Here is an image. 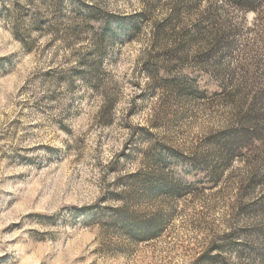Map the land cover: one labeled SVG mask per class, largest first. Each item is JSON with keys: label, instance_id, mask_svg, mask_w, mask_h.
Segmentation results:
<instances>
[{"label": "rangeland", "instance_id": "obj_1", "mask_svg": "<svg viewBox=\"0 0 264 264\" xmlns=\"http://www.w3.org/2000/svg\"><path fill=\"white\" fill-rule=\"evenodd\" d=\"M262 91L264 11L0 0V264H264Z\"/></svg>", "mask_w": 264, "mask_h": 264}, {"label": "trees", "instance_id": "obj_2", "mask_svg": "<svg viewBox=\"0 0 264 264\" xmlns=\"http://www.w3.org/2000/svg\"><path fill=\"white\" fill-rule=\"evenodd\" d=\"M236 9L242 11H254L259 17L264 11V0H228ZM262 18V17H261ZM164 30V29H163ZM198 31V30H197ZM196 31V32H197ZM166 34V31H164ZM198 34V33H197ZM195 34V35H197ZM209 40V41H207ZM219 31L216 32L215 29L210 31L208 39L204 42L208 45H215V43H220ZM211 43V44H210ZM264 104V92L257 93L254 97L253 103L250 106V110L244 115L239 116V120L236 126L226 135L224 139V149L227 157H233L240 149L242 144L253 138H257L258 133L262 132L260 124L263 116V108L259 105Z\"/></svg>", "mask_w": 264, "mask_h": 264}]
</instances>
